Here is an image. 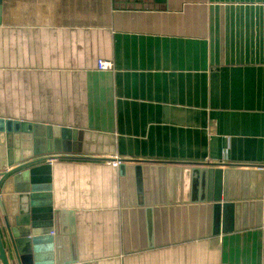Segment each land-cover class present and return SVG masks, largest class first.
<instances>
[{"label":"crops","instance_id":"0c3cea01","mask_svg":"<svg viewBox=\"0 0 264 264\" xmlns=\"http://www.w3.org/2000/svg\"><path fill=\"white\" fill-rule=\"evenodd\" d=\"M0 118L82 132L51 162L67 259L264 264L251 205L238 230L175 242L166 220L137 228L111 165L264 169V0H0Z\"/></svg>","mask_w":264,"mask_h":264},{"label":"water","instance_id":"95a60500","mask_svg":"<svg viewBox=\"0 0 264 264\" xmlns=\"http://www.w3.org/2000/svg\"><path fill=\"white\" fill-rule=\"evenodd\" d=\"M81 136L70 127L0 118V264H77L60 248L65 217L73 231L72 214L52 206L50 162L79 151ZM118 174L121 206L135 211L139 230L166 220L175 242L225 231L227 221L238 230L233 212L244 204L253 207L248 219L260 214L264 225V169L120 161Z\"/></svg>","mask_w":264,"mask_h":264},{"label":"built area","instance_id":"2783aa9c","mask_svg":"<svg viewBox=\"0 0 264 264\" xmlns=\"http://www.w3.org/2000/svg\"><path fill=\"white\" fill-rule=\"evenodd\" d=\"M108 67L109 66L107 65L106 62H103V61L97 62V69H99V70H106V69H108ZM119 164H120V160H116V161L111 162V165L114 167L118 166Z\"/></svg>","mask_w":264,"mask_h":264},{"label":"trees","instance_id":"16d2710c","mask_svg":"<svg viewBox=\"0 0 264 264\" xmlns=\"http://www.w3.org/2000/svg\"><path fill=\"white\" fill-rule=\"evenodd\" d=\"M230 230V223L229 221H227V225L225 226V231H229Z\"/></svg>","mask_w":264,"mask_h":264}]
</instances>
